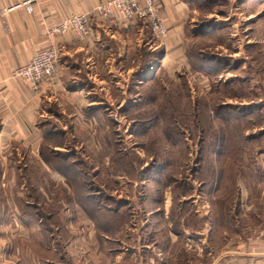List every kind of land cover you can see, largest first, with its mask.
<instances>
[{"label": "rangeland", "instance_id": "1", "mask_svg": "<svg viewBox=\"0 0 264 264\" xmlns=\"http://www.w3.org/2000/svg\"><path fill=\"white\" fill-rule=\"evenodd\" d=\"M187 6L181 67L141 85L104 73L102 117L86 122L51 103L41 149L0 143L3 258L71 264L72 250L86 264L102 226L126 228L108 242L155 240L169 264H229V251L245 264L249 245L264 251V0Z\"/></svg>", "mask_w": 264, "mask_h": 264}, {"label": "crops", "instance_id": "2", "mask_svg": "<svg viewBox=\"0 0 264 264\" xmlns=\"http://www.w3.org/2000/svg\"><path fill=\"white\" fill-rule=\"evenodd\" d=\"M106 1L0 0V143L8 145L13 140H18L31 146L33 151H38L46 137L50 136V132H45L42 119L51 112L47 107L51 103H64L67 107L63 106L62 114L68 111L72 117L80 115L86 122L94 119L98 113L102 117V112L106 109L105 102L109 101V83L103 74L117 73L120 70L118 74H124V79L127 76L133 78V74L141 68L140 58L144 50L152 54L158 49L163 50V57L153 61L147 81L153 80L163 68L181 67L179 63L181 64V55L188 37L187 4L190 0H155L170 29L166 38L156 37L144 21L133 24L111 22L95 14L90 21L93 35L87 40H81L73 34H49V28L69 14L93 10L95 6ZM147 30L150 31L149 34ZM53 44L58 47L60 56L56 72L37 89L29 92L26 84L13 77V71L28 63L36 52ZM121 65L123 69L118 68ZM127 79L128 77L126 81ZM114 83L118 85L120 82ZM143 83L145 82L135 81L136 85ZM107 115L109 116L108 113ZM32 138H35L33 143ZM125 230V227L117 231L102 229L101 240L86 242L88 245L85 247L91 246L88 248L89 254L84 253L86 264H169L170 258L162 256L160 244L156 245L155 240L154 243L134 240L133 245L115 238L114 242H108L111 232L123 233ZM168 232L171 242H175L178 233L171 227ZM67 244L72 249L77 245L75 241ZM3 249L5 243L0 241V264H13L12 260L2 257ZM247 251L239 255L240 259L250 258L245 264L264 263V251L255 252L258 249H253L251 245ZM228 253L225 260L233 264L230 259L237 256L231 255V251ZM93 254L99 263L94 261ZM69 255L71 264H82V255L72 253V250ZM216 259L215 264L222 263L220 256ZM60 262L58 259L53 264H61Z\"/></svg>", "mask_w": 264, "mask_h": 264}, {"label": "built area", "instance_id": "3", "mask_svg": "<svg viewBox=\"0 0 264 264\" xmlns=\"http://www.w3.org/2000/svg\"><path fill=\"white\" fill-rule=\"evenodd\" d=\"M93 14L111 22L122 21L130 24L137 20L144 21L159 38H166L170 31L155 0H107L93 10L69 14L51 26L49 34H73L81 40H87L93 35L90 23ZM58 62L59 50L53 44L36 52L28 63L16 68L13 71L14 76L25 80L32 89H37L45 80L54 76Z\"/></svg>", "mask_w": 264, "mask_h": 264}, {"label": "trees", "instance_id": "4", "mask_svg": "<svg viewBox=\"0 0 264 264\" xmlns=\"http://www.w3.org/2000/svg\"><path fill=\"white\" fill-rule=\"evenodd\" d=\"M147 33L149 34L150 31L147 30ZM163 57V50L162 48L161 49H158L157 51H155L153 54L152 53H148L147 51H143V53L141 54V68L140 70H137L134 74H133V78L134 80H137V81H143V82H147V80H149V70H150V67H152V63L153 61H156V60H159ZM50 153H54L53 151H51ZM57 154V153H56ZM52 155V154H51ZM44 156V155H43ZM44 160L46 162H48L45 157H44ZM108 210V209H106ZM110 211V210H109ZM172 220L176 221L175 218H172ZM108 227V226H106ZM106 227H98L100 230H106ZM121 228V227H120ZM178 229L176 227H174V231ZM176 232V231H175ZM177 233L179 234V231H177Z\"/></svg>", "mask_w": 264, "mask_h": 264}]
</instances>
